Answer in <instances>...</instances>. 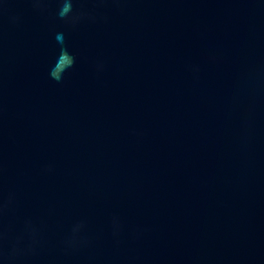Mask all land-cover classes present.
Here are the masks:
<instances>
[{"label": "water", "instance_id": "95a60500", "mask_svg": "<svg viewBox=\"0 0 264 264\" xmlns=\"http://www.w3.org/2000/svg\"><path fill=\"white\" fill-rule=\"evenodd\" d=\"M0 0V264H264V0Z\"/></svg>", "mask_w": 264, "mask_h": 264}, {"label": "clouds", "instance_id": "9594fccd", "mask_svg": "<svg viewBox=\"0 0 264 264\" xmlns=\"http://www.w3.org/2000/svg\"><path fill=\"white\" fill-rule=\"evenodd\" d=\"M71 8V4H70V0H68V2H66L63 7H62V11L60 13L61 16H64Z\"/></svg>", "mask_w": 264, "mask_h": 264}]
</instances>
